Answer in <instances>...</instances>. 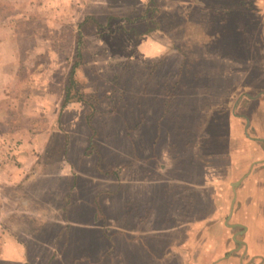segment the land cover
Wrapping results in <instances>:
<instances>
[{"label": "rangeland", "instance_id": "1", "mask_svg": "<svg viewBox=\"0 0 264 264\" xmlns=\"http://www.w3.org/2000/svg\"><path fill=\"white\" fill-rule=\"evenodd\" d=\"M12 1L0 5V18L9 17L22 54L11 86L15 101L0 108V157L11 164L19 162L15 152L35 139L31 177H54L56 190L43 199L54 209L48 219L52 233L38 229L49 242L46 246L53 248L48 251L55 252L53 263H187L174 262L172 256L178 246L183 248L180 242L190 237L178 223L183 217L199 219L200 215L176 211L173 196L178 190L173 182L183 177H225L222 165L231 160L226 158V148H220L219 128L229 120L223 115L246 113L248 104L242 105L244 97L236 100L237 106L242 105L237 112L231 105L219 108L220 101L229 102L228 91L233 97L245 93L243 84L236 87L235 76L226 79L224 69L234 66L237 53L244 57L252 54V48L259 52L262 45L257 44L242 50L235 35L242 30V21H237L240 9L246 7L248 13L261 9L241 0H222L230 22L222 32V44L210 45L205 37L206 16H211L207 12L220 11L215 4L206 11L205 0H155L157 12H150V18H144L149 0ZM259 16L264 20V14ZM77 32L81 59L75 53ZM205 49L214 51L218 62ZM261 52L263 58L264 49ZM219 54L227 57L224 64ZM75 63H79L74 75L77 92L71 91L73 102L58 107ZM258 69L255 90L264 83V69ZM44 91L54 111L39 108L36 116H29L36 105L28 102V96H41ZM77 93L80 101H75ZM204 124L220 132L201 133ZM49 125L65 135L40 133ZM91 129L96 135L94 147L88 149ZM205 144L212 148L205 150ZM229 193L223 221L233 197L230 188ZM41 221L45 222L44 215ZM24 242L28 253V241ZM69 247L74 250L62 258ZM34 255L37 258L38 251Z\"/></svg>", "mask_w": 264, "mask_h": 264}, {"label": "crops", "instance_id": "2", "mask_svg": "<svg viewBox=\"0 0 264 264\" xmlns=\"http://www.w3.org/2000/svg\"><path fill=\"white\" fill-rule=\"evenodd\" d=\"M205 1L206 11H210V6L214 4L220 11L207 12L211 13V16H206L208 28L205 37L210 38V45L215 42L222 44L220 42L224 37L222 32L226 30L230 22L222 10L223 1ZM244 1L249 6L261 9V11L253 12L254 10H252L253 13H248L246 7L240 9L241 14L237 21H242L240 25L242 30H238L235 35L237 44L242 50L247 49L249 45L262 46H260L259 52L252 48V54H244V57L237 53L238 57L235 58L234 66H227L224 69L228 71L226 79L229 76H235L236 87L243 84L242 92L245 91V93L241 94L243 97L238 95L233 97L229 95L231 92L228 91L225 94L229 96V102H232L220 101L222 104L219 108L223 105L227 107L231 105L232 108L237 107V112L243 104H248V106L246 105L248 110L246 113L233 114L234 112H232L231 114L227 112L223 115L229 120L224 121L223 125L220 123L221 132L217 129H208L209 125L205 124L201 131L206 134L207 132L221 133L220 143L222 146L220 148H226V158L231 160L222 165V168L226 170L225 177L205 176L192 177V179L183 177L175 179L173 182L174 188L178 190L173 196L176 211L189 216L200 215L199 219L197 216L194 219H191V216L190 218L183 217V221L178 223V227L186 231L190 237L185 243L180 242L183 248L178 246L177 252H172L174 262L182 259V263H185L183 261L187 262L185 264H264V92L261 91L264 89V83L259 90H255L254 86V82L258 79L256 73L259 70L258 67L264 69V57L260 56L264 49V20L259 16V14H264V0H241V2ZM8 2L13 1L0 0V5H9ZM241 5L244 6V3ZM132 8L133 6L129 5V11H133ZM8 18L7 16L0 18L4 22L0 21V108L5 107L10 101H15L10 95L11 86L21 67L20 54L22 52L17 48L18 39L14 42L12 34L14 29L10 27ZM239 38L241 42H238ZM214 53V51L210 52L205 49V54L214 62H218ZM209 57L207 61H209ZM259 57L261 61H259ZM217 58L222 64L227 60V57H220V54ZM233 70L236 74L232 73ZM251 71L252 73H250ZM253 71L256 74H253ZM216 79L220 80V77ZM38 90L41 92V88L38 87ZM46 95L47 93L44 91V95L41 96L35 95V93L28 96V102H33L36 105L32 104L36 109L28 113L29 116H36L39 108L41 111H54V105L51 106L46 101ZM244 97H247V100H243L242 105L237 106L236 100L238 102ZM62 103L63 101L58 100L57 106L61 107ZM60 110L57 114L58 118L62 112ZM221 111L218 110V112ZM223 111L229 110L223 109ZM211 113L213 116V112ZM4 117L1 116V118ZM230 123L236 124L237 127ZM28 131L24 130V132ZM40 133L47 136L65 135L57 129V126L53 125H49L44 132ZM35 142L33 139L27 143L28 145H24L23 149L18 148L15 152L19 156L15 155V161L20 163L13 162L11 164L0 157V264H31L35 263L33 260L40 261V263L36 262L39 264H48L51 256L55 253L54 250L48 251L53 248L46 246L49 242L45 238H41V232L38 230L42 227L45 232L51 231L52 233L54 227H48V219L54 209H52L50 201L49 205H46L43 199L47 195L51 196V193L56 190L52 184L54 177H31L35 168L32 169L34 165H29V163L32 161L34 163L31 157L34 156L32 151L36 147ZM207 148L212 147H207L205 144L204 149ZM205 173L207 174V171ZM79 178L81 177H77V180ZM36 182H38L37 185ZM235 182H238V185L234 187ZM36 188L39 189V192ZM229 188L233 194L231 203L234 199L235 206L233 203L230 216V208L229 212L226 211L228 215L223 221L222 216L226 210L225 208L223 211V204L228 202ZM58 195L62 197L63 193L59 191ZM175 201L178 205H175ZM204 205H208V207H203ZM41 210L43 211L42 215H40ZM43 215L45 222L41 221ZM230 225L233 226L230 227ZM56 229L57 232L62 231L63 225L62 227L57 226ZM13 231L19 232L14 235ZM57 236L59 235L57 234ZM25 240L28 241L26 245L29 244L28 253L25 248ZM37 251L38 255L35 258L34 254Z\"/></svg>", "mask_w": 264, "mask_h": 264}, {"label": "trees", "instance_id": "3", "mask_svg": "<svg viewBox=\"0 0 264 264\" xmlns=\"http://www.w3.org/2000/svg\"><path fill=\"white\" fill-rule=\"evenodd\" d=\"M148 9L146 10L145 12V17L144 18H150V15L149 13L150 12H157V6L155 4V0H149L148 1ZM154 8V9H153ZM152 10V11H151ZM153 13V14H154ZM153 16V15H152ZM155 19L153 17H151V21L154 25L158 24L154 21ZM158 26V25H157ZM77 40H76V57L81 59V45H82V40H81V34H79V32H77ZM79 63H75L71 66L70 68V73H69V76H68V80H67V86L65 88V92H64V100H63V103H62V106L61 108H64L67 104L73 102V98L71 97V91L75 90L76 89V82H75V79H74V75H75V71H76V68L78 67ZM77 92V90H75ZM77 95V100L75 101H80V96L78 95V93L76 94ZM208 118V117H207ZM207 124V123H206ZM204 126V125H203ZM96 135V131H94L93 129H91V135H90V138H89V142H88V149H92L94 147V144H93V139ZM85 153H83L85 156L89 155L90 152L87 153V151H84ZM98 201V200H96ZM98 204V202H97ZM99 206V204H98ZM97 206V207H98ZM96 213H101L100 211H97ZM66 235L69 237V232L66 233ZM74 246L78 249L79 247L77 245L74 244ZM76 249V250H77ZM74 250V247H69V248H65V251L63 253H61V256L63 258V256L66 254V253H69L71 254V252ZM78 254V253H77ZM53 259H56L55 257L51 258V260H49L48 264H52L53 263ZM54 264V263H53Z\"/></svg>", "mask_w": 264, "mask_h": 264}, {"label": "water", "instance_id": "4", "mask_svg": "<svg viewBox=\"0 0 264 264\" xmlns=\"http://www.w3.org/2000/svg\"><path fill=\"white\" fill-rule=\"evenodd\" d=\"M234 185V187L235 186H237L238 185V182L237 183H234L233 184ZM233 203H234V199H233V201H232V203H231V207H230V213H229V216L231 215V213H232V207H233ZM233 225H230V227H232ZM235 227V226H234Z\"/></svg>", "mask_w": 264, "mask_h": 264}]
</instances>
